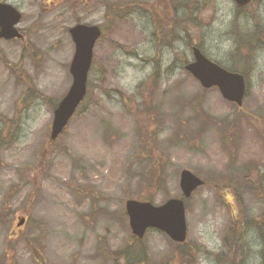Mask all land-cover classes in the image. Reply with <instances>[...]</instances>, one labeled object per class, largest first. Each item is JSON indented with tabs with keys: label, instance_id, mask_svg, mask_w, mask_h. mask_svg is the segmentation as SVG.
Segmentation results:
<instances>
[{
	"label": "rangeland",
	"instance_id": "374dc122",
	"mask_svg": "<svg viewBox=\"0 0 264 264\" xmlns=\"http://www.w3.org/2000/svg\"><path fill=\"white\" fill-rule=\"evenodd\" d=\"M0 2L22 13L24 36L0 41V120L13 126L0 152V264H217L220 253L264 264V183H243L264 174V0L239 14L233 0H175L184 23L170 39L158 32L161 0ZM77 24L103 35L87 98L51 142L55 106L72 85ZM194 45L246 74L242 108L185 71ZM184 170L205 182L186 200V243L157 230L135 240L126 201L182 198ZM228 187H243L240 203ZM240 212L253 229L226 255Z\"/></svg>",
	"mask_w": 264,
	"mask_h": 264
},
{
	"label": "water",
	"instance_id": "95a60500",
	"mask_svg": "<svg viewBox=\"0 0 264 264\" xmlns=\"http://www.w3.org/2000/svg\"><path fill=\"white\" fill-rule=\"evenodd\" d=\"M239 7H246L251 0H234ZM22 20L19 10L10 4L0 3V40H21L23 36L17 29ZM75 45V53L70 65L72 85L54 111L50 140L51 142L64 132L70 120L87 95V83L94 58V48L102 36L98 26L77 24L69 30ZM193 62L185 70L199 82L205 90L218 89L225 101L242 107L246 96L245 77L229 72L208 59L199 48L193 47ZM205 182L189 170L180 175V189L184 199H190L193 193L203 187ZM184 199H170L157 206L150 202L128 200L125 208L129 217L132 234L143 239L149 229L166 234L171 241L186 242L188 227ZM25 220L18 224L21 227Z\"/></svg>",
	"mask_w": 264,
	"mask_h": 264
},
{
	"label": "trees",
	"instance_id": "16d2710c",
	"mask_svg": "<svg viewBox=\"0 0 264 264\" xmlns=\"http://www.w3.org/2000/svg\"><path fill=\"white\" fill-rule=\"evenodd\" d=\"M174 2H175V0H161V4L164 5V7H165V15L166 16H164L162 18V22L158 26V32L160 33V36L163 39H164V37L165 38L169 37V39L171 38V36L173 37L174 32H175L174 31V24H175L174 22L184 23V20L176 17ZM246 10H247V7L246 8H239L237 6L238 14L242 13V11L244 13V12H246ZM169 39H165V40H169ZM262 40H263V38L261 36H259V38L256 39L257 42H262ZM170 44H171V41H170ZM251 44H252V42H249L247 44V46L250 47ZM194 46H192V47H194ZM247 46H246V48H247ZM192 47H191V49H192ZM186 64H187V62L184 61L183 67H185ZM232 72H235V71H232ZM243 75L245 76L246 74H243ZM245 78H246V76H245ZM89 89H90V84L88 82V92H89ZM81 106H80V108H81ZM55 108H56V106H55ZM0 122L4 125V128L0 131V152H1V150L7 146L8 140H9V138L12 137V135H10L11 131H9V133H8V131L7 132L5 131V128L10 129V127H8L6 125V122L2 121V120H0ZM12 128H13V126H12ZM251 178H252L251 183H248L250 188H251V191H253V189H255L257 187L262 186V184L264 183V174L259 175V179L257 180V179H255V178H258L257 170H253V172L251 173L250 176L244 178L243 183L245 185L244 184H242V185L246 186L247 185L246 180L251 179ZM242 188L243 187H241V188L228 187V191H229V189H231V192L229 191L230 193L228 192V194L231 196V199L236 200L237 203H240V201H241V196H242V192H243ZM225 190H227V188H225L223 192H225ZM250 229H253V227L250 225L249 221L246 220L245 213L244 212L238 213V215H236L234 217L233 223L230 226L229 236H227V238H225V240L223 242V247L227 250L226 255L228 253H231V252L234 253L235 248H239V247L244 248L243 241H244V238L248 235V232H250ZM258 229H259L258 231L261 233V237H260L261 246H264V230H263L264 228H262V229L258 228ZM135 240H137V239L135 238ZM178 247L181 248V247H183V245H178ZM233 253L231 254V256L233 255ZM223 255H224L223 253L222 254L220 253L219 255H217V257H216L217 264H238L237 259H235V255H233L232 261L228 260V256L223 257Z\"/></svg>",
	"mask_w": 264,
	"mask_h": 264
}]
</instances>
